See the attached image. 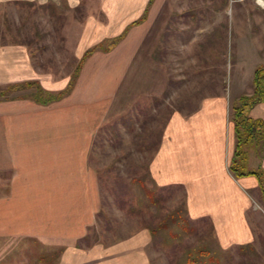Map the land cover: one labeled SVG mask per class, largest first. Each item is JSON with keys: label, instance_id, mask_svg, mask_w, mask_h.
Segmentation results:
<instances>
[{"label": "crops", "instance_id": "obj_1", "mask_svg": "<svg viewBox=\"0 0 264 264\" xmlns=\"http://www.w3.org/2000/svg\"><path fill=\"white\" fill-rule=\"evenodd\" d=\"M60 1L0 0L87 9L81 19L65 16V40L77 63L72 85L68 75L40 73L29 46L0 47L2 91L33 82L52 98L37 100L29 89L27 95H0V237L61 243L56 264H151L147 228L110 244L80 242L102 212L95 157L106 147L107 129L127 128L125 119L139 102L161 98L168 89V68L156 52L180 18L177 1ZM68 24L77 27L76 34H68ZM115 40L108 50L100 48ZM256 42L262 51L264 41L256 37ZM227 114L223 97L204 99L190 115L172 112L149 161L154 182L182 187L191 219H208L224 249L255 242L247 190H259L256 177L237 180L229 171L236 138ZM250 114L264 119V102ZM257 160L264 169V150Z\"/></svg>", "mask_w": 264, "mask_h": 264}, {"label": "rangeland", "instance_id": "obj_2", "mask_svg": "<svg viewBox=\"0 0 264 264\" xmlns=\"http://www.w3.org/2000/svg\"><path fill=\"white\" fill-rule=\"evenodd\" d=\"M176 1L180 18L169 27L158 56L168 68V89L161 98L139 102L131 118L125 119L123 126L127 128L107 129L106 147L95 157L103 217L90 228V240L81 241L82 245L96 241L110 244L127 238L157 225L168 213L182 207L186 200L184 189H157L149 171V161L167 119L174 111L190 115L206 98L223 97L231 128L234 107L241 104L242 97L253 94L256 70L264 68V49L258 51L256 42V37L264 41V10L253 0ZM33 4L0 3V47L15 42L29 46L40 73L49 72L57 78L68 75L72 85L77 63L65 40L69 21L65 16L68 13V19L72 15L81 19L87 9L82 6L71 11L65 4ZM76 32L77 27L68 24V34ZM108 49L107 45L102 46V50ZM32 84L16 85L20 86L17 89L13 86L5 95L25 93L28 89L36 94ZM248 156V169H256L255 151L250 149ZM148 189H156L153 199L147 196ZM247 191L254 208L250 213L256 238L253 244L222 248L211 222L205 219L195 222L194 231L180 232L177 239L171 238L168 231H161L148 246L151 264H264V201L260 190ZM61 245L0 237V264H56L55 251ZM200 251L206 254L201 256Z\"/></svg>", "mask_w": 264, "mask_h": 264}, {"label": "trees", "instance_id": "obj_3", "mask_svg": "<svg viewBox=\"0 0 264 264\" xmlns=\"http://www.w3.org/2000/svg\"><path fill=\"white\" fill-rule=\"evenodd\" d=\"M31 7L34 6L32 2H27ZM117 40L110 43L108 48H111ZM18 43V42H15ZM102 48V47H100ZM96 50V49H94ZM94 50H91L86 54L89 56ZM159 48L156 52V58H159ZM35 83L32 84L34 86ZM13 86L7 88L6 90L0 89V95H5L7 90H13ZM20 88V86H14V89ZM38 90V88L36 87ZM70 88H68L69 91ZM37 100L46 98L42 90H38L35 94ZM52 98H47L43 101L48 102ZM239 102L240 105L234 107V129H235V151L233 158L229 165L230 173L235 176L250 177L254 176L258 180V189L261 192L262 199L264 201V169L259 165L256 169H248V151L254 150L256 158L261 160L264 150V119H254L250 116V112L257 104L264 102V68H258L255 73L254 79V92L251 96L242 97ZM157 185V184H156ZM171 187V186H170ZM180 187V186H179ZM164 190L167 187H160L157 185V189ZM147 196L150 199H153L156 195V189H148L146 191ZM103 217V212H100L98 215V221ZM205 219L193 220L188 214L186 200L182 207L175 209L173 212L168 213L162 220L155 226H149L147 228L151 234L152 239H155L161 231H168V234L171 238L177 239L183 233H190L189 231H194L195 222ZM178 229V231H175ZM90 240L89 234L86 235L82 241ZM98 242V241H96ZM89 245V244H88ZM246 246H240V249H245ZM201 256L206 254L204 251H200ZM189 258V257H188ZM192 260V259H191ZM211 261L215 258L210 259ZM193 261V260H192ZM203 264H211L210 261H203Z\"/></svg>", "mask_w": 264, "mask_h": 264}, {"label": "built area", "instance_id": "obj_4", "mask_svg": "<svg viewBox=\"0 0 264 264\" xmlns=\"http://www.w3.org/2000/svg\"><path fill=\"white\" fill-rule=\"evenodd\" d=\"M253 2L258 8L264 10V0H253Z\"/></svg>", "mask_w": 264, "mask_h": 264}]
</instances>
